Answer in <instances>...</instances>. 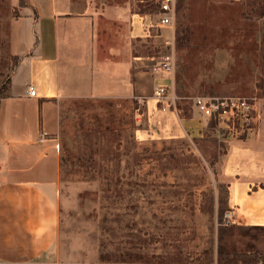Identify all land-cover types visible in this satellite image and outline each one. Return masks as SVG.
<instances>
[{
  "label": "rangeland",
  "instance_id": "rangeland-1",
  "mask_svg": "<svg viewBox=\"0 0 264 264\" xmlns=\"http://www.w3.org/2000/svg\"><path fill=\"white\" fill-rule=\"evenodd\" d=\"M82 1L116 10L112 29L124 35L131 25L132 50L144 60L132 68L135 97L58 104L57 131L48 137L59 160L61 259L65 264H208L212 258L217 264L216 210L223 220L226 210L224 155L231 140L247 137L264 122V94L257 87L264 20L245 17L249 0H188L183 36L176 33V10L170 30L156 26V12L140 11L141 0ZM127 8L130 23L118 17ZM29 17L36 21L25 0H0V88L20 61L12 44H24L23 31L33 29ZM164 55L173 57L175 109L180 103L195 126L178 125L153 103L159 84L167 83L152 70ZM22 81L20 73L13 93ZM197 96L251 99L258 117L251 130L228 135L223 125L210 124L193 110ZM229 246L239 253L264 251V232L236 233Z\"/></svg>",
  "mask_w": 264,
  "mask_h": 264
},
{
  "label": "crops",
  "instance_id": "crops-1",
  "mask_svg": "<svg viewBox=\"0 0 264 264\" xmlns=\"http://www.w3.org/2000/svg\"><path fill=\"white\" fill-rule=\"evenodd\" d=\"M25 2L36 21L27 18L33 29L23 31V45L12 44L20 61L0 99V264H65L57 246L58 152L48 137L57 131L58 104L64 99L135 97L132 68L144 59L132 56L131 25L120 37L112 29L117 15L112 7L92 8L82 0ZM129 12L127 8L118 17L130 23ZM152 70L163 76L159 80L167 83L159 86L174 97L169 107L159 104L158 113L175 117L180 126H195L175 110L174 72L159 69L156 60ZM20 73L22 87L13 93ZM29 86L34 97L27 94ZM251 131L231 140L224 155V220L264 227V122L259 120Z\"/></svg>",
  "mask_w": 264,
  "mask_h": 264
},
{
  "label": "built area",
  "instance_id": "built-area-1",
  "mask_svg": "<svg viewBox=\"0 0 264 264\" xmlns=\"http://www.w3.org/2000/svg\"><path fill=\"white\" fill-rule=\"evenodd\" d=\"M154 1L158 6V11L155 13L156 26L158 28H172L175 19L176 0ZM157 67L165 72L173 74V57L171 55L160 57V60L157 62ZM27 94L30 97H34L36 94L35 89L32 86H29ZM154 98L157 100L158 104L161 106L167 105V107L171 106L169 102L174 100L173 94L169 93L168 88L165 86H159L155 90ZM192 108L203 117H206L209 120H214L217 124L223 125V128L228 135H239L245 131L251 130L252 127L250 124L258 117L253 101L246 98H214L197 96L192 100ZM227 218L228 214L225 213L224 219Z\"/></svg>",
  "mask_w": 264,
  "mask_h": 264
},
{
  "label": "trees",
  "instance_id": "trees-1",
  "mask_svg": "<svg viewBox=\"0 0 264 264\" xmlns=\"http://www.w3.org/2000/svg\"><path fill=\"white\" fill-rule=\"evenodd\" d=\"M144 2L141 5V12H157L158 6L156 3H153L149 0H141ZM214 1H224V0H214ZM250 1V2H249ZM245 5V17L247 18H255V19H263L264 20V0H249ZM176 19L178 21L176 33L177 35L181 34L183 36L187 35L188 30V0H176ZM263 40H264V32H263ZM132 56H140L138 52L132 50ZM14 66L17 64V57H13ZM261 74L262 79L258 83V89L262 91L264 94V51L262 53V63H261ZM9 82L2 84L0 88V99L5 97L7 94V90L9 87ZM176 111L180 118L189 119L191 114L180 105V103L176 102ZM183 112V113H181ZM210 124L215 125L216 122L214 120L210 121ZM217 211V230H216V261L217 264H264V251H246V252H235L230 246L229 241L235 236L236 233L240 234H248L251 231H262L264 232V227H245L238 226L235 224H230L225 222V220L221 217V211ZM225 212V211H224ZM209 217L213 219L214 217V207L211 202ZM212 221V220H211ZM105 262H125L124 260H111V259H102ZM212 258H210L209 262H205L211 264Z\"/></svg>",
  "mask_w": 264,
  "mask_h": 264
}]
</instances>
